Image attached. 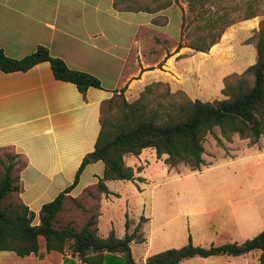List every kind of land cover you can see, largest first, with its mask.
<instances>
[{
    "label": "crops",
    "instance_id": "1",
    "mask_svg": "<svg viewBox=\"0 0 264 264\" xmlns=\"http://www.w3.org/2000/svg\"><path fill=\"white\" fill-rule=\"evenodd\" d=\"M183 10L176 0H0V49L6 56L20 58L43 45L69 68L96 76L101 86H89L82 95L73 83L54 79L47 61L24 71L0 70V148L17 154L20 162L12 171L17 177V189L10 193L9 200H19L33 212L32 223L38 222L40 205L71 183L82 156L92 150L102 101L119 92L131 101L144 85L156 81L166 84L170 92L183 91L191 100L219 99L223 97V77L239 74L254 62L251 36L257 29L256 18L230 24L207 50L198 51L181 40ZM215 136L225 150L221 148V153L208 159L202 153L200 166L215 157L241 161L243 150H253L255 158L264 157L262 136L252 144L236 134L228 140L219 132ZM214 147L216 151L220 149ZM164 157H156L152 148H143L137 155L125 154V165L141 169L134 172L131 180H105L107 193L95 186L102 163H87L63 197L55 225L66 206L68 215L62 225L69 223L73 227V214L81 218L86 214L83 224L92 215L90 227L98 233L101 218L106 219L113 200L120 197L119 189L111 186L130 183L134 187L139 180L145 183L168 173L170 167L163 162ZM206 196L195 200H205ZM79 200L94 202L93 208ZM226 220L232 224L229 227L236 226L235 232L244 223L236 214ZM132 229L123 224L117 236L109 224L104 234L96 235L104 237L112 231L121 237ZM49 252L39 249L41 256H17L0 251V264H62L63 257L68 256L59 253L55 258Z\"/></svg>",
    "mask_w": 264,
    "mask_h": 264
},
{
    "label": "trees",
    "instance_id": "2",
    "mask_svg": "<svg viewBox=\"0 0 264 264\" xmlns=\"http://www.w3.org/2000/svg\"><path fill=\"white\" fill-rule=\"evenodd\" d=\"M228 14V8L223 7L218 14L207 15L202 27L206 31L187 46L198 51L207 50L224 28L235 21ZM255 15L248 13L242 19ZM254 47L256 56L252 64L239 74L223 77L222 98L191 100L183 91L170 92L166 84L156 81L144 85L131 101H126L121 92L102 101L92 150L82 156L71 183L52 200L40 205L36 224L32 223L33 212L23 203L9 200L10 193L17 189V177L12 171L20 163L18 155L12 152L0 157V251H11L17 256H41L37 238L42 237L46 252L68 255L63 257L62 264H77L76 260L80 264H179L181 259L193 256H238L253 250L258 251V264H264V231L241 242L207 247L193 245L188 238L179 248H168L146 256L142 262H135L130 242L139 228L138 223L121 237L114 236L112 231L104 237L96 235L90 227L92 215L78 230L69 223L55 225L63 197L76 184L87 163H102V173L95 186L107 193L105 180H131L134 172L141 169L125 165V154L137 155L143 148H152L156 157L165 155L163 162L168 167L183 164L194 170L202 163L203 139L214 127L224 140L236 134L252 144L258 137H264V19L258 23ZM42 61L48 62L54 79L73 83L82 95L89 86L101 87L96 76L69 68L43 45H37L20 58L8 57L0 49V70L3 72L24 71ZM74 203L79 205L75 200ZM124 217L126 228V214Z\"/></svg>",
    "mask_w": 264,
    "mask_h": 264
},
{
    "label": "rangeland",
    "instance_id": "3",
    "mask_svg": "<svg viewBox=\"0 0 264 264\" xmlns=\"http://www.w3.org/2000/svg\"><path fill=\"white\" fill-rule=\"evenodd\" d=\"M176 1L184 8L181 40L185 45L194 43L195 37L206 31L202 28L206 16L218 14L223 7L228 8V15L234 22L248 13H255L253 17L258 23L264 19V0ZM257 29L251 36L254 42ZM217 133L218 129L214 127L203 139L205 159L215 156L217 152L221 153V148L225 150L221 140L215 136ZM214 146L220 149L216 151ZM5 154L11 155L12 151L0 149V157ZM240 154L245 155L241 161H226V158L215 157L208 164L203 163L194 170L177 164L170 167L168 173H161L145 183L140 180L138 184L133 183L134 187L130 183H125L124 186L113 184L111 187L119 189L120 197L117 201L113 200L112 208L106 219L101 218L102 225L98 227V233H95L104 234L106 226L111 224L119 236L123 230L125 210L129 230L134 223L139 224L130 243V252L135 261H141L142 258L165 249L179 248L188 238L193 245L207 247L226 243L225 240L228 239L232 240L228 242H241L264 231V157L255 158L253 150H243ZM202 195H207L205 200H195ZM79 201L84 206L93 208L94 202L91 204L89 201ZM196 203L199 204L198 207L195 206ZM75 208L80 211V208ZM67 209L65 206L58 214L57 226L65 223ZM192 211L198 214H189ZM235 214L240 215L244 221L240 224L241 227H237V232L236 226L229 227L232 224L226 220L227 216ZM72 216L73 227L78 230L86 214L83 218L78 213ZM37 245L38 250L45 251L42 237L37 238ZM49 253L55 258L59 255L55 251ZM257 255L258 251L253 250L240 256H194L181 259L179 264H258ZM77 264L80 262L77 261Z\"/></svg>",
    "mask_w": 264,
    "mask_h": 264
}]
</instances>
